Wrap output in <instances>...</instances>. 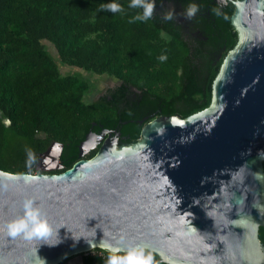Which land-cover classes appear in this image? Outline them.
Masks as SVG:
<instances>
[{"label": "water", "instance_id": "obj_1", "mask_svg": "<svg viewBox=\"0 0 264 264\" xmlns=\"http://www.w3.org/2000/svg\"><path fill=\"white\" fill-rule=\"evenodd\" d=\"M229 23L238 40L206 109L151 119L135 143L107 137L82 159L107 133L89 132L60 173L40 161L35 174L0 170V264H82L94 248L128 246L165 264H264V0L233 2ZM26 199L47 240L7 236Z\"/></svg>", "mask_w": 264, "mask_h": 264}, {"label": "trees", "instance_id": "obj_2", "mask_svg": "<svg viewBox=\"0 0 264 264\" xmlns=\"http://www.w3.org/2000/svg\"><path fill=\"white\" fill-rule=\"evenodd\" d=\"M110 3L123 11L101 9ZM130 3L0 0L1 171L38 173V156L55 142L62 145L63 167L49 173H60L79 160L78 146L89 132L117 129L127 122L119 133L127 137L126 144L138 141L144 124L136 126L143 115L136 109L148 107L158 109L160 116L185 117L209 106L212 81L238 40L229 23L233 7L222 16L198 10L200 15L180 25L164 19L166 7L155 8L146 21L137 20L143 9L131 8ZM42 40L52 45L61 64L133 88L138 105L127 103L121 111L119 102L106 96L84 101L90 81L76 74L62 75ZM16 143L23 145L17 148ZM94 154L89 152L86 159ZM262 170L264 175V161ZM109 254L94 248L81 255L82 264H107ZM153 257L155 264H165Z\"/></svg>", "mask_w": 264, "mask_h": 264}, {"label": "flooded vegetation", "instance_id": "obj_3", "mask_svg": "<svg viewBox=\"0 0 264 264\" xmlns=\"http://www.w3.org/2000/svg\"><path fill=\"white\" fill-rule=\"evenodd\" d=\"M237 0H155V4L156 7L155 8H162L166 7L168 9V11H166L167 13L169 11L173 12V22L174 23H180V25H183L184 23H186L189 18H187V9L189 7V5L191 4H195L198 6L199 10H202V12H205V14L207 16H210L211 11L214 12L216 11L219 15H223V12L225 10H227V8L229 6L233 7V2H235ZM233 11V10H232ZM197 15L200 14H195L192 18H195ZM191 19V18H190ZM205 32V29L203 31ZM230 34H233V31L230 30ZM110 92V95H109ZM115 92H117L115 94ZM102 96H106L108 100H115L119 102V107L121 109V111H124L125 108V104L129 103L130 105H133L132 103H135L136 106L139 103V98H137L136 100L134 99V97L136 96L135 90L131 87H122V83L120 81L117 80H112L111 84H107L104 88V90H102L100 93H98V95L96 96V99ZM136 108L134 107V110ZM140 111H143V115L140 116L139 119H137L138 121L135 122L136 126L137 125H142L147 123V121L157 118L159 117V110H152L151 108L145 107L142 110L139 108V110H135L136 113H140ZM127 124V122H122V124H120L119 126H116V128H111L109 130L107 129H103L106 130L107 133H104L101 138H100V142L97 143L95 145L94 148L89 149L85 154L82 155V159H86V155L91 152V151H97L100 144L108 137V138H114L116 139L120 144H126V136H123L119 133V130L121 128H123V126H125ZM102 131V130H101ZM100 133V132H99ZM97 133V134H99ZM92 139L90 138L89 141L86 143L88 144ZM93 143V142H92ZM84 144V145H86ZM50 148L47 152L46 155L41 157V160L39 163H41V166L39 164L40 167L46 168V169H50L47 170L43 173H48L52 172V171H56L59 169H56L57 167H63L62 162L60 161V154L62 152V149L59 151L57 145L54 142H51L49 144ZM84 147V146H83ZM82 147V148H83ZM91 147V144L89 143V146ZM88 147L82 149V152H84L85 149H87ZM47 149V148H46ZM45 149V150H46ZM59 152V156L57 158L56 155ZM39 159V156H38ZM56 160V161H55ZM46 161L48 162L46 166ZM60 168V169H61ZM52 174V173H50ZM93 250V249H92ZM88 253V252H86ZM85 254V253H84ZM69 259H66L64 261H62L60 264H66L65 262L68 261ZM74 264H76V262H74Z\"/></svg>", "mask_w": 264, "mask_h": 264}, {"label": "clouds", "instance_id": "obj_4", "mask_svg": "<svg viewBox=\"0 0 264 264\" xmlns=\"http://www.w3.org/2000/svg\"><path fill=\"white\" fill-rule=\"evenodd\" d=\"M131 8H142L143 13L138 14L135 19L146 21L152 17L155 10V0H131L129 5ZM101 9H107L111 12L123 11L122 7L116 3L101 5ZM198 6L195 4L189 5L187 9V18H192L198 11ZM164 19L172 20L173 12L169 11ZM161 60L166 57H161ZM23 215L19 218L7 222V236L15 239L22 237L25 240L43 239L47 240L51 236V228L45 219L41 218V210L34 205L31 199H26L23 202ZM49 246H55L59 241ZM123 251L124 255L118 253ZM107 264H155L154 257L151 252H148L142 246H128L126 248H110Z\"/></svg>", "mask_w": 264, "mask_h": 264}, {"label": "rangeland", "instance_id": "obj_5", "mask_svg": "<svg viewBox=\"0 0 264 264\" xmlns=\"http://www.w3.org/2000/svg\"><path fill=\"white\" fill-rule=\"evenodd\" d=\"M41 42L44 45V47L47 50V52L56 60L59 72L62 75L76 74V75L85 77V78H87L90 81V88L85 93V95L83 96L84 101L90 102V101L96 100V96L98 95V93H100L102 90H104V88H105V86L107 84H111L112 83V79H110V78H108L106 76L92 75V74L83 72L80 69H77V68H74V67L65 66V65L61 64L57 60L56 52H55L54 48L52 47V45L49 42L45 41V40H42ZM14 145L17 148H20L23 145V143H16ZM17 148L16 149L12 148L11 151L13 152V151L19 150ZM40 160H41V158H39L37 161H40ZM37 161H36V164H37ZM40 166H41V163H40Z\"/></svg>", "mask_w": 264, "mask_h": 264}, {"label": "bare ground", "instance_id": "obj_6", "mask_svg": "<svg viewBox=\"0 0 264 264\" xmlns=\"http://www.w3.org/2000/svg\"><path fill=\"white\" fill-rule=\"evenodd\" d=\"M90 139V138H89ZM89 139L84 143V144H86L88 141H89ZM90 144L92 143V140L89 142ZM89 143L88 144H86V145H82V147H81V151H82V149H84V148H86V147H88L89 146ZM48 152V151H47ZM44 164H46V166H49V165H47L48 164V162L46 161V163H44ZM40 167V166H39ZM44 167V166H43ZM42 168V167H41Z\"/></svg>", "mask_w": 264, "mask_h": 264}]
</instances>
